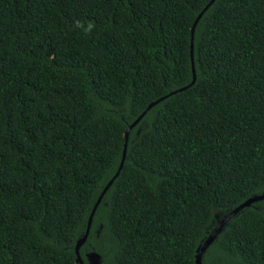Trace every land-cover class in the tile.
Here are the masks:
<instances>
[{
	"label": "trees",
	"instance_id": "1",
	"mask_svg": "<svg viewBox=\"0 0 264 264\" xmlns=\"http://www.w3.org/2000/svg\"><path fill=\"white\" fill-rule=\"evenodd\" d=\"M208 1L0 0V264H80L162 97L85 264H196L264 193V0H214L190 85ZM202 264H264V200Z\"/></svg>",
	"mask_w": 264,
	"mask_h": 264
},
{
	"label": "water",
	"instance_id": "2",
	"mask_svg": "<svg viewBox=\"0 0 264 264\" xmlns=\"http://www.w3.org/2000/svg\"><path fill=\"white\" fill-rule=\"evenodd\" d=\"M214 2V0H209L207 2V4H205V6L201 9V11L198 13V15L196 16L192 26H191V41H190V59H191V63H192V81L190 83V85L192 83L195 82L196 79V75H195V68H194V57H193V32H194V28L197 24V22L199 21V19L202 17V15L205 13V11L210 7V5ZM187 86L180 88L184 89ZM175 92V91H174ZM172 92V93H174ZM164 97L159 98L153 102H151L146 108L145 110L129 125L127 131H126V142H125V146H124V151H123V157L122 160L120 162V166L117 170V172L115 173V175L110 179V181L106 184V186L104 187L102 193L100 194L91 214L88 220V226H87V230L86 233L84 235V237L79 241V243L76 245V254H77V261L80 262V264H85L81 253H80V248L82 247V245L87 241V238L89 236L90 230H91V226H92V222H93V218L94 215L96 213V210L99 206V204L101 203L103 197L105 196V194L107 193V191L109 190V188L112 186V184L114 183L115 179L119 176L123 166H124V162L126 159V154H127V146H128V138H129V134L132 130V128L142 119V117L145 115V113L147 112L148 109H150L153 105H155L156 103H158L159 101H161ZM260 200H264V193L258 194V195H254L251 196L249 198H247L246 200H244L242 203H240L239 205H237L236 207H234L232 210H230L227 214H225L216 224L215 226L211 229V231L209 232V234L207 235V237L205 238V240L203 241V243L201 244V246L199 247V249L197 250L196 256H195V262L196 264H202V256L204 254V252L206 251V249L208 248V246L213 242V240L216 238V236L218 235V233L222 230V228L243 208L249 206L250 204L260 201Z\"/></svg>",
	"mask_w": 264,
	"mask_h": 264
},
{
	"label": "clouds",
	"instance_id": "3",
	"mask_svg": "<svg viewBox=\"0 0 264 264\" xmlns=\"http://www.w3.org/2000/svg\"><path fill=\"white\" fill-rule=\"evenodd\" d=\"M91 28H92V25H89V28H88V31H89V32H90Z\"/></svg>",
	"mask_w": 264,
	"mask_h": 264
}]
</instances>
